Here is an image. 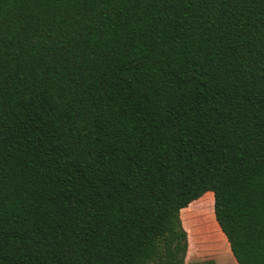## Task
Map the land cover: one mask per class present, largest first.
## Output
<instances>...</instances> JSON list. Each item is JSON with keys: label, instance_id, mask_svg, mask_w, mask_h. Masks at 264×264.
<instances>
[{"label": "trees", "instance_id": "trees-1", "mask_svg": "<svg viewBox=\"0 0 264 264\" xmlns=\"http://www.w3.org/2000/svg\"><path fill=\"white\" fill-rule=\"evenodd\" d=\"M204 200L264 264V0H0V264H184Z\"/></svg>", "mask_w": 264, "mask_h": 264}, {"label": "rangeland", "instance_id": "rangeland-1", "mask_svg": "<svg viewBox=\"0 0 264 264\" xmlns=\"http://www.w3.org/2000/svg\"><path fill=\"white\" fill-rule=\"evenodd\" d=\"M213 210L207 201H197L196 204L183 210L180 214V220L184 230L187 235V249L184 255V264H237L233 258L229 245L224 237L219 240L221 246V251L213 256L214 260H208L204 258L203 255H207L206 251H200L199 244H197L198 236H205L204 231L206 230V224L202 223L206 221L207 218H212ZM206 223V222H205ZM206 243H201V248L206 246ZM181 255V254H180ZM166 261V258H163Z\"/></svg>", "mask_w": 264, "mask_h": 264}]
</instances>
